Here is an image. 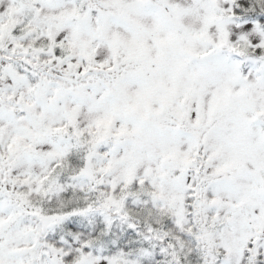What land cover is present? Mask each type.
Returning a JSON list of instances; mask_svg holds the SVG:
<instances>
[{
    "label": "snow or ice",
    "instance_id": "obj_1",
    "mask_svg": "<svg viewBox=\"0 0 264 264\" xmlns=\"http://www.w3.org/2000/svg\"><path fill=\"white\" fill-rule=\"evenodd\" d=\"M0 264H264V0H0Z\"/></svg>",
    "mask_w": 264,
    "mask_h": 264
}]
</instances>
